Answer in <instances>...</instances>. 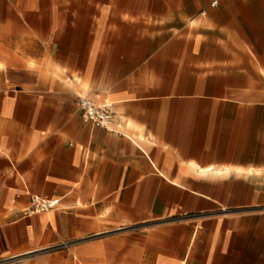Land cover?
Segmentation results:
<instances>
[{
  "label": "crops",
  "instance_id": "1",
  "mask_svg": "<svg viewBox=\"0 0 264 264\" xmlns=\"http://www.w3.org/2000/svg\"><path fill=\"white\" fill-rule=\"evenodd\" d=\"M0 264H264V0H0Z\"/></svg>",
  "mask_w": 264,
  "mask_h": 264
},
{
  "label": "built area",
  "instance_id": "2",
  "mask_svg": "<svg viewBox=\"0 0 264 264\" xmlns=\"http://www.w3.org/2000/svg\"><path fill=\"white\" fill-rule=\"evenodd\" d=\"M212 5H215V3ZM77 107L80 110L81 118L85 123H90L95 127L104 130H110V124L113 118L111 104L97 105L88 98H78ZM54 207L55 202L43 201L39 198L33 197L31 199V208L26 213L48 212ZM63 247L66 248L68 245H63Z\"/></svg>",
  "mask_w": 264,
  "mask_h": 264
},
{
  "label": "rangeland",
  "instance_id": "3",
  "mask_svg": "<svg viewBox=\"0 0 264 264\" xmlns=\"http://www.w3.org/2000/svg\"><path fill=\"white\" fill-rule=\"evenodd\" d=\"M236 47L238 49V52L233 54V57L236 58L237 60L243 59L244 58L243 44L241 42H236Z\"/></svg>",
  "mask_w": 264,
  "mask_h": 264
}]
</instances>
